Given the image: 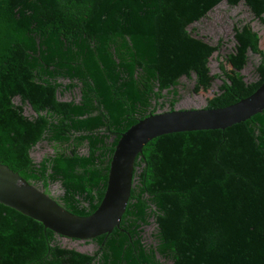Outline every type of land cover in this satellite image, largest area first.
I'll return each instance as SVG.
<instances>
[{
	"label": "trees",
	"instance_id": "obj_1",
	"mask_svg": "<svg viewBox=\"0 0 264 264\" xmlns=\"http://www.w3.org/2000/svg\"><path fill=\"white\" fill-rule=\"evenodd\" d=\"M222 2L243 3L252 19L234 22L205 109L249 96L264 78L251 25L264 24V0H0V163L46 194L58 183L55 202L70 214H92L122 132L173 110L182 77L197 95L220 77L209 61L222 41L188 27ZM248 53L259 57L251 81L240 73ZM75 90L78 101L63 100ZM42 143L53 152L35 162ZM56 237L0 204V264H264V109L223 130L148 141L120 227L84 242L92 254Z\"/></svg>",
	"mask_w": 264,
	"mask_h": 264
},
{
	"label": "water",
	"instance_id": "obj_2",
	"mask_svg": "<svg viewBox=\"0 0 264 264\" xmlns=\"http://www.w3.org/2000/svg\"><path fill=\"white\" fill-rule=\"evenodd\" d=\"M264 109V78L247 97L215 109H173L154 112L120 135L112 153L104 195L85 217L70 214L43 189L24 180L0 163V204L42 224L58 237L91 242L120 227L133 185L137 156L148 141L180 132L225 129L246 121Z\"/></svg>",
	"mask_w": 264,
	"mask_h": 264
},
{
	"label": "rangeland",
	"instance_id": "obj_3",
	"mask_svg": "<svg viewBox=\"0 0 264 264\" xmlns=\"http://www.w3.org/2000/svg\"><path fill=\"white\" fill-rule=\"evenodd\" d=\"M264 18V14L262 15ZM243 19L249 20L252 19L251 14L248 11V8L240 3L236 7H230L225 2L219 3L213 7L206 16L202 17L200 20L189 25L188 30L194 29V35H197L199 38H202L204 41L216 45L219 40L222 41V46L220 50L214 54L213 58L209 61L210 74L215 75L219 74L220 77L215 79L210 87L209 91L205 94H194L192 93V87L194 82L192 80H187L182 77L180 79L179 85V100L174 104L173 109H199L203 108L206 105V100L211 97L214 93L218 91V86L221 83L222 73L220 71V63L222 61L221 57L228 52L233 46V31L232 27L236 20ZM253 30L257 31L259 35L262 36L261 44L263 50L264 61V24L260 25L256 20L251 21ZM220 55V58H218ZM248 60L242 71L240 72L245 81H251L255 79L254 68L258 63L259 57L247 54ZM74 99L78 101V91L75 90L72 95H65L64 101H69ZM167 111V106H164L162 109H157L156 112ZM29 108H25V114H29ZM52 149L47 144L42 143L35 146L31 151V157L35 162L40 161L43 157L51 155ZM61 193V189L58 183L53 184L49 187L48 194L53 198L57 197ZM153 225L145 227L143 229V238L146 244H149ZM56 242L61 248L75 250L84 254H92L96 250V246L92 243L76 242L66 240V238L56 237ZM162 264H171L169 262H163Z\"/></svg>",
	"mask_w": 264,
	"mask_h": 264
}]
</instances>
